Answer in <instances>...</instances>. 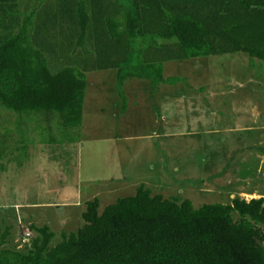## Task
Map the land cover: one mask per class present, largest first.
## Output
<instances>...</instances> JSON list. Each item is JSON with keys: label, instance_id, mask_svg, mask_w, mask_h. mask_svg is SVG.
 <instances>
[{"label": "trees", "instance_id": "16d2710c", "mask_svg": "<svg viewBox=\"0 0 264 264\" xmlns=\"http://www.w3.org/2000/svg\"><path fill=\"white\" fill-rule=\"evenodd\" d=\"M30 1L0 0V104L22 120L81 128L93 72L117 71L125 101L130 79L169 83L171 62L264 61V0ZM100 209L89 202L85 226L57 245L50 226H32L29 248L11 249L7 229L0 264H264V198L196 209L141 186Z\"/></svg>", "mask_w": 264, "mask_h": 264}, {"label": "rangeland", "instance_id": "374dc122", "mask_svg": "<svg viewBox=\"0 0 264 264\" xmlns=\"http://www.w3.org/2000/svg\"><path fill=\"white\" fill-rule=\"evenodd\" d=\"M87 77L81 128H63L57 116L51 124L45 116L30 123L32 118L22 120L0 104V235L11 231L6 247L26 251L38 237L32 226H50L57 245L64 234L85 226L89 202L99 199L103 213L144 185L155 196L191 200L200 209L236 198L210 193L198 179L205 185L210 175L228 172L264 180V61L240 53L171 62L165 70L169 83L130 79L125 101L117 71ZM235 108H256L253 117L242 116L256 122L241 152L250 159L246 164L237 156L231 162L230 148L224 150L238 135H210L238 126L241 117L229 111Z\"/></svg>", "mask_w": 264, "mask_h": 264}, {"label": "crops", "instance_id": "0c3cea01", "mask_svg": "<svg viewBox=\"0 0 264 264\" xmlns=\"http://www.w3.org/2000/svg\"><path fill=\"white\" fill-rule=\"evenodd\" d=\"M26 2H31L30 0H21L22 4H25ZM17 16H20L21 18H24V16L26 15L24 13V10L21 9L20 12H16ZM124 95L127 99V96L124 92ZM159 99H163L164 95L163 93H160L159 95ZM121 97V95H120ZM87 98V96H86ZM122 99V97H121ZM135 106L133 105L132 108H134ZM85 111H86V102H85V110H84V116H85ZM231 112V115L236 118V117H241L239 119V123L238 126H234L231 128H227L224 131H220L217 128L214 129V131H212L213 133H211L210 135L212 136H221V135H228V134H234V136H237L235 138V141L229 145V146H225L224 150H228V148H230L228 150V153L226 154V157L231 158V162L233 161V159L235 158V156L239 157V159L242 160L243 164H246L250 159L243 157V155L241 154L242 150H246L247 146H249V141L250 139L248 138V134L250 132H253V128H252V123L254 125H256V122L252 120V123L250 121H248V119L246 117H242V116H251L250 114H253L256 112V108L253 109H241V108H235V109H230L229 110ZM214 116H217L218 113L213 111ZM221 115V114H220ZM226 116H228L226 114ZM253 117V116H251ZM85 119V117H84ZM83 125H84V121H83ZM26 127V126H24ZM83 127V126H82ZM225 132V134H223ZM241 133H243V137L240 135ZM228 138V137H227ZM260 140H262L261 144L264 147V139H262L260 137ZM262 153H264V148L262 149ZM260 158H262V164L264 165V156H259ZM236 165H238V160L235 163ZM241 164V162L239 163V165ZM225 165L224 163H222L220 165L223 166ZM199 180V186H203V188H206V186H208V188H210V193L214 192L216 194H220L219 192H228L230 194V200L234 199V198H241V199H246L244 197H248L249 199L253 200V199H260V198H264V180L261 179H257L258 182L253 181L250 178H245L242 179L241 177L237 176H229V173L227 172L226 174L223 175H216L214 174L213 176H209V180L206 181V183H203L205 185H202L200 183V179ZM161 182V180L158 178L157 182ZM167 181V180H166ZM165 181V182H166ZM168 182V181H167ZM172 183L175 184V182L172 180ZM146 186V185H144ZM247 199V201L249 200ZM185 201V200H183ZM191 201V200H190ZM232 203V201H231Z\"/></svg>", "mask_w": 264, "mask_h": 264}, {"label": "built area", "instance_id": "2783aa9c", "mask_svg": "<svg viewBox=\"0 0 264 264\" xmlns=\"http://www.w3.org/2000/svg\"><path fill=\"white\" fill-rule=\"evenodd\" d=\"M28 237H31V236H30V235H28ZM26 241H30V240H28V239H27Z\"/></svg>", "mask_w": 264, "mask_h": 264}]
</instances>
